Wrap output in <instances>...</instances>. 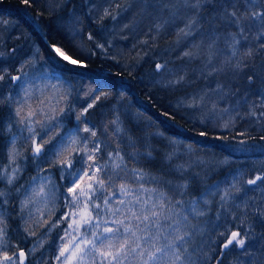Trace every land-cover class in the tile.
I'll return each mask as SVG.
<instances>
[{
	"label": "snow or ice",
	"instance_id": "obj_1",
	"mask_svg": "<svg viewBox=\"0 0 264 264\" xmlns=\"http://www.w3.org/2000/svg\"><path fill=\"white\" fill-rule=\"evenodd\" d=\"M40 2L21 0L29 8L33 5L39 7ZM45 2L53 12L65 7V0ZM139 3L145 14L155 18L157 31L164 25L181 21L183 27L179 28L178 35L187 37L199 33L202 46L195 53L185 51L183 55L190 61H203L201 75L219 79L214 86H209V90H201L188 97L190 103L187 106L201 111L208 109L213 117L223 122L221 126L225 131L235 126L237 117L242 120L250 118L261 125L259 140L264 141V110L257 111V108L264 109V87L253 88L257 79L264 85V63L260 65L259 75L255 71L249 72L258 58L264 60V0H139ZM87 7L88 11L82 14L73 11L60 16L56 20V31L81 49L90 42L88 51L91 55H95L97 49L107 53L111 44L98 42L97 36L83 27L81 15L90 16V10L96 5ZM165 14L167 19H164ZM38 15L43 16L44 13ZM108 16L116 19L105 8L97 21ZM203 25L209 26L207 31L201 30ZM49 47L54 54L53 59L58 57L68 67L88 68L87 59L70 55L63 45L51 44ZM155 70L161 73L169 71L164 64H156ZM5 74L6 70L0 72V81L5 80ZM173 75L175 79L170 81L171 85L185 83L183 72ZM8 76L18 87L14 120L20 126L21 134L27 133L24 141L29 145L32 158L41 164L55 165L60 180H66L63 196L66 210L54 221L49 205L55 207L58 186L49 176L41 173L33 177V183L23 191L19 202V213L25 225L23 230L27 235L35 237L37 228H45L47 231L43 235L47 237L53 229L61 228L53 264H221L225 251L245 257L243 264H264V252L261 251L264 242L258 245L248 243L251 226L245 228L244 219H240V226L235 230L225 229L226 235L225 232L220 233L224 236L219 245L220 252L211 262L204 248L205 241L201 238L200 244H196L204 230L192 223L206 214L207 209L200 208V204L207 205L208 197L217 193L221 207L226 211L242 208L246 212L252 193H264V173L251 176L241 173L226 178L223 186L220 182L211 186L202 197L190 201L185 208L186 183L169 185L167 181L149 176L142 168H129L118 149L107 152L106 157L102 154L98 130L89 125L87 115L102 96L108 95L107 92L93 88L91 95L85 94L87 103L75 116L76 127L62 131L63 121L59 117L72 109H66L61 101L70 99L69 94H61L48 108L44 107L47 99L36 96L38 106H34L33 81L28 80L24 66L21 65L19 74ZM42 78L50 77L43 74ZM54 79L59 80L60 77ZM7 99L12 98L8 96ZM165 115L172 118L168 113ZM111 123L115 126L114 134L123 132L118 121ZM8 129L11 130V125ZM197 135L225 142L228 139L211 134L207 127ZM128 139L130 146L135 148V142L131 137ZM233 139L245 147H229V151L251 150L248 147L252 139L249 132L237 131ZM16 143L17 137L14 136L8 151L9 162L13 166L0 167V180L9 188L8 192L0 190V208L9 202L11 195H20V186L12 187L21 172ZM260 151L264 154V148ZM136 155L133 152L130 158L135 160ZM151 155V151L146 153L149 158ZM105 159L106 162H101ZM168 159L171 160V156ZM180 168L184 170L183 165ZM128 176L131 179H126ZM32 205L42 207L38 206L33 212ZM253 207L256 214L264 217V206ZM44 209L49 210L47 214ZM232 218L237 219L235 216ZM44 242L41 238L27 252L19 245L11 244L7 220L0 214V264H26L28 256L33 255L35 249L42 248ZM254 249L259 256L254 255Z\"/></svg>",
	"mask_w": 264,
	"mask_h": 264
},
{
	"label": "trees",
	"instance_id": "obj_2",
	"mask_svg": "<svg viewBox=\"0 0 264 264\" xmlns=\"http://www.w3.org/2000/svg\"><path fill=\"white\" fill-rule=\"evenodd\" d=\"M123 2L124 0H103L99 12L95 14L91 9L90 16L81 15L84 29L93 32L97 41L103 43L104 34L113 19L108 16L97 21V17L102 16L105 8L115 16ZM68 4L71 7H67ZM89 4V0H65V7L53 12L49 10L45 0H41L39 7L33 5L31 8L22 4L21 0H0V53H3L0 56V72L6 70L5 80L0 81V167L13 166L9 162L8 151L15 136L16 147L19 149L17 163L21 169L12 186H20V195H11L9 202L0 208V214L7 220L11 244L19 245L27 252L36 241L41 238L45 241L42 248L35 249L34 254L28 256L26 264H53L59 243L58 236L62 232L61 228H55L47 237L43 235L47 231L45 228H37L35 237L24 232L25 225L19 213L23 191L33 183V177H38L41 173L49 176L52 183L58 186L55 207L49 205L54 221L66 210L63 200L66 180H60L55 165L41 164L32 158L29 145L24 141L27 133L21 134L20 126L15 123L14 109L18 87L10 81L8 74H19L21 65L28 73V80L33 81L31 87L34 89V106H38L36 96L46 98L44 107L48 108L57 102L61 94H69L70 99L61 101L66 109H72L59 117L63 121L62 131L76 127L75 116L87 103L85 94L91 95L93 88L107 92L108 95L102 96L87 115L89 125L98 130L102 154L106 157L107 152L118 149L129 168H142L149 176L156 177L159 181H167L169 185L186 183L188 189L183 197L185 208L190 201L202 197L211 186L218 182L223 186L226 178L241 173L248 176L264 173V154L261 152L238 154L222 146L221 140L215 143L211 138L205 139L197 135L207 127L211 134L226 136L228 139H233L237 131H247L252 137L250 140H259L262 131L259 123H254L250 118L242 120L239 117L236 118L235 126L225 131L221 126L223 122L213 117L209 110L201 111L187 106L190 103L188 97L199 93L208 82L214 86L219 79L217 76L201 75L203 70L200 60L190 61L183 55V52L190 49L187 44L181 45L176 51L168 46L172 40L171 35L155 46L152 36L140 33L134 37L120 36L116 43H110L107 53L97 49L96 54L91 55L88 51L91 48L90 42L81 49L56 31V20L60 16L73 11L82 14L88 11ZM40 12L44 15H38ZM202 29L207 31L208 25H203ZM51 44H61L70 55L87 59L88 68L68 67L58 57L53 59L54 54L49 47ZM143 46L148 49L142 50ZM128 49L131 55L128 54ZM127 55L130 57L126 58ZM261 63L264 60L258 58L249 72L255 71L259 75ZM156 64L166 65L169 71L157 72ZM181 72L185 74V83L171 85L170 81L175 79L173 74ZM76 73L81 75H75ZM43 74H48L50 78L43 79ZM199 75L201 76L197 80ZM56 76L60 79H54ZM262 87L264 85L257 79L253 88ZM8 96L12 99H7ZM255 99L259 104V98ZM261 110L264 109L257 108V111ZM113 120L118 121L119 127L123 129L122 133L114 134L115 126L111 123ZM8 125H11L10 131ZM129 137L135 142V148L130 146ZM260 144L264 146V141H260ZM148 151L152 153L150 158L146 156ZM133 152L137 153L135 160L130 158ZM169 156L171 160L168 159ZM101 162H106V159ZM181 165L184 170H181ZM0 190L9 191L3 180H0ZM164 190L168 191L167 188ZM218 196L219 193L208 197L207 205L200 204V208L207 209L206 214L192 221L204 230L196 244H200L201 238L205 241L204 248L210 262L220 252L219 245L224 239L220 233L225 232V229L235 230V227L240 226L241 218L244 219L245 228L251 226L248 243L258 245L264 242V217L256 214L253 207L264 206V193H252L246 212L242 208H229L226 211L221 207ZM38 206L40 205H32V211L35 212ZM48 211L44 209L45 214ZM233 216L237 219H233ZM215 249H218L216 255L213 254ZM253 251L254 255L259 256L255 249ZM261 251L264 252V248ZM245 259L225 251L221 264H243Z\"/></svg>",
	"mask_w": 264,
	"mask_h": 264
},
{
	"label": "rangeland",
	"instance_id": "obj_3",
	"mask_svg": "<svg viewBox=\"0 0 264 264\" xmlns=\"http://www.w3.org/2000/svg\"><path fill=\"white\" fill-rule=\"evenodd\" d=\"M103 0H89L90 4H95L96 7L93 9V13L99 12L101 8V3ZM116 19L112 20L110 23L109 28L106 30L104 34L105 40H102L103 43L108 41L109 43H116V40L120 38V36H130L134 37L137 34L143 33L152 36L155 46L160 44L163 41H166L164 38L167 36H172V40L169 42V47L175 49L176 51L180 48L181 45L187 44L190 49L188 50L191 53H195L198 50V47L202 46V41L199 39V33L190 36H183L178 35V30L180 27H183V23L181 21H177L174 25H164L162 28L157 31L154 24L156 22L155 18L151 15H147L143 12L139 0H124L122 7L120 8L119 12L115 15ZM167 14H165L164 19H167ZM127 25V27H124ZM209 27V26H208ZM202 31H206L201 29ZM12 40V39H11ZM169 41V40H168ZM193 42L194 45L193 46ZM147 46H143L142 50H147ZM128 49V54L131 55ZM125 56L129 58L130 56ZM201 62V68L204 69V63ZM199 72V71H198ZM202 72V71H201ZM197 76V80L199 77ZM211 82H208L206 85L202 87V90H209V86H211ZM208 109H206L207 111ZM239 139V138H237ZM213 142H219L220 140H214ZM222 146L227 148L231 147L233 149H240L245 146L239 145L235 143L234 139H227V141H220ZM263 143V142H262ZM248 147L251 149L250 151L243 152V151H235V153L242 154V153H253V152H261L260 149L264 148L261 146L260 140L253 139L249 140ZM64 181V180H63ZM218 253V249H215L213 254L216 255Z\"/></svg>",
	"mask_w": 264,
	"mask_h": 264
}]
</instances>
